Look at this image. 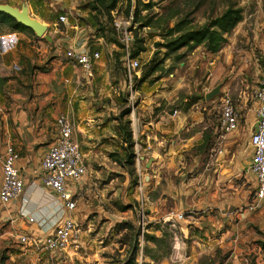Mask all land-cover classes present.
I'll return each mask as SVG.
<instances>
[{
  "label": "crops",
  "instance_id": "0c3cea01",
  "mask_svg": "<svg viewBox=\"0 0 264 264\" xmlns=\"http://www.w3.org/2000/svg\"><path fill=\"white\" fill-rule=\"evenodd\" d=\"M85 20L72 24L58 19L44 22L47 34L43 39L10 29L0 33V49L5 52L0 61V105L3 109L0 112V183L2 154L5 145L10 144L19 153L17 165L24 181V197L28 200L24 209L37 222L35 226L19 215L21 200L0 203L1 236L10 234L16 240L13 234L24 231L42 236L43 229L62 213L57 195L42 186L33 173L54 142L59 116L66 115L71 120L72 137L84 155L88 170L108 150L104 143V139L108 141L106 134L97 130L101 120L99 112L90 109L88 112L91 113H88L84 101L77 98L89 78L64 57L67 49L83 45L89 48V39L95 40L94 45L101 44L99 33L89 35L94 21ZM199 47L191 51L193 66L219 75L223 64L209 68L208 63H213L210 60L195 63ZM213 54L209 53L207 57ZM13 63L18 64L20 70L11 74ZM35 66L45 68L43 71L32 70ZM49 87L59 90L57 98L49 99L53 93L48 91ZM254 90L251 95L245 92L238 95L235 107L241 116L239 126L226 133L217 144L219 117L209 116L210 110L202 111L210 100L190 101L185 98L179 104H173L177 98L174 88L159 92L156 88L160 101L172 107L162 110L166 114L159 115L158 119L144 118L145 123L138 126L136 145L144 155V167L151 159L146 166L149 168L142 173L144 190L139 202L148 208L143 223L159 225L146 228V232L157 237L168 232L169 252L152 260L143 252L140 257L139 247L138 264H264V199L250 207L254 204L256 187L248 170L251 156L248 138L254 129L258 108ZM101 164L107 165V162L98 163ZM183 168L186 169L184 179L160 182L161 169H172L178 174ZM167 195L172 200V207L169 201L167 203ZM179 212L183 213V218L177 220L175 228L166 225L169 214ZM86 217L84 214L80 219ZM97 217L98 221L106 220L107 230L116 224V220L107 219L108 216L100 211ZM88 229H91L90 225ZM88 229L82 230L77 245L59 256L64 258L58 264H117L109 255L114 243L102 244L98 236L89 241L86 237ZM175 236L177 239L173 242ZM173 245L179 249H173ZM143 246L153 252L160 251V245L156 243L143 240L141 251ZM26 247L19 254L30 257V264L54 263L56 256L42 248ZM38 254L41 261L37 260Z\"/></svg>",
  "mask_w": 264,
  "mask_h": 264
},
{
  "label": "rangeland",
  "instance_id": "374dc122",
  "mask_svg": "<svg viewBox=\"0 0 264 264\" xmlns=\"http://www.w3.org/2000/svg\"><path fill=\"white\" fill-rule=\"evenodd\" d=\"M0 3L13 4L15 7L25 4L29 7L30 15L43 23L57 20L59 14H65L69 24L86 21L85 18L94 21L89 35L99 33L101 44L94 45L95 40L89 39L87 45L89 49H98L100 58L94 66L93 77L84 84L77 98L84 101L83 104L88 107L84 108L87 112L90 109L99 112L98 118L101 120L97 130L106 134L108 141L104 139V143L108 150L104 151L100 161L94 162L93 168H89L87 175L79 182L82 191L75 196L78 204L75 215L80 224V234L90 225L91 229H88L86 235L89 241L98 236L102 244L114 243L109 255L120 264L134 242V230H117L114 224L107 230V224L104 223L106 220L98 221L97 215L100 211L108 216L107 219L116 220V223L132 222L139 230L136 241L144 240L143 233L149 223H143V215L148 208L139 202L138 184L143 180L142 173L149 167H144V155L136 145L137 129L140 123H145L144 118L158 119L156 117L159 115L166 114L162 110L172 107L165 106L160 101L156 88L158 92L174 88L177 98L173 104H179L185 98L204 101L205 93L219 84V94L209 99L211 102L205 105V109L202 108L203 112L210 110L208 115L216 118L220 117L222 94H228L234 105L242 92L251 95L264 71V0H117L110 17L101 8L93 11L91 8L95 4L92 0H0ZM228 6L240 7L243 18L227 35L222 48L214 54L205 50L202 45L196 50L199 52L196 64L209 60L213 62L208 63L209 68L218 63L219 67L223 64L219 75L213 74L209 69L204 71L194 67L190 61L191 52L179 61H175L172 56L165 58L162 45L170 38L166 32L175 22L186 18L190 27H196L208 18L219 15ZM114 19L130 21V55L140 62L138 75L130 83L122 66V34L114 27ZM8 29L6 25H0V33ZM30 35L33 36L31 33ZM43 36L37 38L43 39ZM64 51L65 49L62 53ZM183 51L181 49L179 52ZM209 53L213 55L207 57ZM44 68L45 66H35L32 70L43 71ZM13 73L14 70L11 74ZM48 91L53 92L49 96L50 100L57 98L58 89L54 91V88L49 87ZM78 109L82 108L78 106ZM127 128L131 130L130 139L127 138ZM105 161L107 165H98ZM169 170L161 169L160 182L166 183L167 179L178 181L179 178L186 177L185 168L178 174ZM168 201L172 200L167 195L169 204ZM169 205L172 207L173 203L170 202ZM84 214L87 217L80 219ZM27 221L36 226L35 221ZM26 246L28 245H21L11 238L10 234L1 236L0 264H30V257L19 254L27 249ZM164 249L163 243L161 250ZM63 258L56 256L53 264H58ZM37 260H42L40 254Z\"/></svg>",
  "mask_w": 264,
  "mask_h": 264
},
{
  "label": "built area",
  "instance_id": "2783aa9c",
  "mask_svg": "<svg viewBox=\"0 0 264 264\" xmlns=\"http://www.w3.org/2000/svg\"><path fill=\"white\" fill-rule=\"evenodd\" d=\"M58 21L65 22L66 15L59 14ZM129 22L121 19L113 20L114 27L122 34V66L130 83L138 75L137 71L140 68V62L137 58L130 55L131 36L128 30ZM4 53L0 49V61ZM64 57L67 62L79 67L85 77L91 78L94 75V66L100 58V51L98 49H89L83 45L67 49ZM11 69L19 71L20 66L13 63ZM254 98L258 102V108L255 126L248 138V145L251 148L248 170L256 182L254 204L250 206L251 208L264 199V71L261 72L258 79L254 90ZM1 111L3 109L0 105ZM240 117V113L230 96L226 93L222 94L220 96L217 144L224 139L226 133L239 126ZM72 134L73 124L71 120L66 115L59 116L54 142L42 156L39 166L33 170L42 186L50 188L57 195V199L61 202V215L49 226L45 228L41 226V228H44L42 236L32 233L13 234L19 244L40 247L52 256H62L68 248L77 245L80 238L81 228L75 217V211L78 208L75 196L82 191L79 182L87 175L88 168L84 155L77 142L73 139ZM18 159L19 153L16 149L12 145L6 144L1 158L0 203L9 204L15 200H21L22 205L19 209V215L26 217L30 221H35L24 209L28 200L24 197V181L17 165ZM143 190L144 183L143 180H140L138 184L139 196H142ZM169 215L167 222L171 227L175 228L177 220L183 218V213H170ZM176 239L177 236L173 238V242ZM142 243L143 240L139 242L140 257L142 256ZM173 249L177 250L179 247L173 245Z\"/></svg>",
  "mask_w": 264,
  "mask_h": 264
},
{
  "label": "trees",
  "instance_id": "16d2710c",
  "mask_svg": "<svg viewBox=\"0 0 264 264\" xmlns=\"http://www.w3.org/2000/svg\"><path fill=\"white\" fill-rule=\"evenodd\" d=\"M95 6L91 9L96 11L101 8V11L107 16H111V11L115 10L117 5V0H92ZM242 9L240 7L228 6L219 15L215 17L208 18L203 24L190 27L189 21L186 18H182L175 22V24L168 28L166 35L170 37L166 40L162 47H164L165 58L170 56L173 57L175 61H179L185 55L193 51L196 47L202 45L205 50L216 53L218 52L224 43L227 41V35L232 31V29L242 20ZM0 25H6L10 30L31 33L34 32L23 26L21 23L17 22L14 18L8 14L0 11ZM184 49L183 52H179ZM127 130V138H131V130ZM169 224L168 222L166 225ZM157 227L158 224L149 223L146 228ZM114 227L117 230H134V242L130 247L128 256L126 257L123 264H138L136 261V255L139 249V242L136 239L139 236V230L130 221L117 222ZM145 241L156 243L160 245V251L148 250L147 246H143L144 255H148L152 260H156L161 256L169 252V234L164 231L161 237H157L154 234H149L147 232L143 233ZM165 244V249L161 250L162 244Z\"/></svg>",
  "mask_w": 264,
  "mask_h": 264
},
{
  "label": "water",
  "instance_id": "95a60500",
  "mask_svg": "<svg viewBox=\"0 0 264 264\" xmlns=\"http://www.w3.org/2000/svg\"><path fill=\"white\" fill-rule=\"evenodd\" d=\"M0 11L8 14L23 26L31 29L37 37H41L42 35L45 36L46 25L40 20L32 17L29 14L28 7L25 4H22L21 7H15L8 3H0ZM219 91L220 85L218 84L209 90L204 97L206 100H209L215 95L219 94ZM150 162L151 159L147 162L146 166H149Z\"/></svg>",
  "mask_w": 264,
  "mask_h": 264
}]
</instances>
